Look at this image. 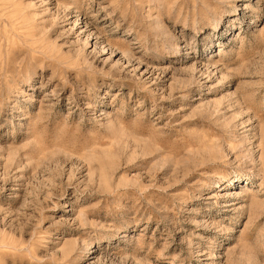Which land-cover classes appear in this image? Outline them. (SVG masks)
I'll use <instances>...</instances> for the list:
<instances>
[{
  "label": "rangeland",
  "instance_id": "obj_1",
  "mask_svg": "<svg viewBox=\"0 0 264 264\" xmlns=\"http://www.w3.org/2000/svg\"><path fill=\"white\" fill-rule=\"evenodd\" d=\"M0 264H264V0H0Z\"/></svg>",
  "mask_w": 264,
  "mask_h": 264
}]
</instances>
